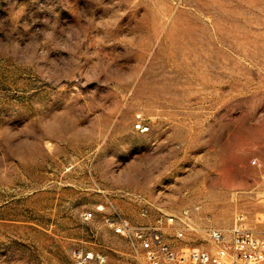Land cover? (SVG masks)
I'll return each instance as SVG.
<instances>
[{"label": "rangeland", "instance_id": "obj_1", "mask_svg": "<svg viewBox=\"0 0 264 264\" xmlns=\"http://www.w3.org/2000/svg\"><path fill=\"white\" fill-rule=\"evenodd\" d=\"M263 210L264 0H0V264H149L109 217L184 253Z\"/></svg>", "mask_w": 264, "mask_h": 264}, {"label": "built area", "instance_id": "obj_2", "mask_svg": "<svg viewBox=\"0 0 264 264\" xmlns=\"http://www.w3.org/2000/svg\"><path fill=\"white\" fill-rule=\"evenodd\" d=\"M135 126L139 129L147 128L144 121H137ZM184 210V214L189 213ZM263 215L258 216V222H249L244 211L237 212L233 225L225 230L213 226L209 228V234L215 241L214 248L190 247L180 253L175 250L165 239L160 231V226H135L128 219L122 218L118 223L110 218L116 229L135 236L141 242L142 247L148 252L149 264H164L169 259H190L195 264H264V226H261ZM170 222L176 220L174 214L167 216ZM163 218L160 217L159 221ZM117 224V225H116ZM177 234L183 235L184 228L178 227ZM76 264H121L118 260H111L107 253L94 249L77 248L74 251Z\"/></svg>", "mask_w": 264, "mask_h": 264}]
</instances>
